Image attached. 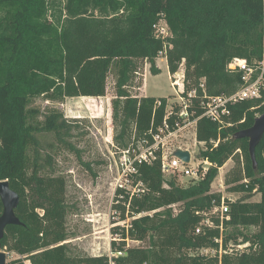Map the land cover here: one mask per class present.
<instances>
[{"label":"trees","instance_id":"1","mask_svg":"<svg viewBox=\"0 0 264 264\" xmlns=\"http://www.w3.org/2000/svg\"><path fill=\"white\" fill-rule=\"evenodd\" d=\"M161 18L172 32L167 40L156 34ZM166 41L170 72L185 60V91L199 88L204 78L208 93L231 94L241 73L227 70L230 60L253 63L264 56V0H0V181L19 194L15 214L22 222L5 228L2 245L25 256L17 264H264V136L256 148V167L248 138H235L264 112V99L232 105L230 125L198 119L196 138L205 143L198 158L211 163L205 177L182 186L176 177H164L160 158L137 166L131 183L142 181L146 189L132 194L116 188L114 215L129 223L112 221L111 256L75 253L65 243L72 236L67 181L53 171V155L43 151L41 139L52 135V150L79 157L81 151L63 112L51 109L40 120L31 104L39 97L62 102L105 96L116 64L114 141L124 149L140 140L152 142V132L165 120L167 99L130 89L140 88L135 83L140 62L160 73L157 56ZM201 114L197 107L193 116ZM176 118L168 116L171 126ZM230 159L236 165L226 175L227 190L244 195L225 198L229 218L223 230L210 228L202 222L210 216L220 224L212 210L223 196L212 191V183ZM256 193L260 200L250 201ZM220 237L229 252L220 253ZM129 240L146 244L132 246ZM247 242L249 251L228 249ZM202 248L216 253L201 255Z\"/></svg>","mask_w":264,"mask_h":264},{"label":"rangeland","instance_id":"2","mask_svg":"<svg viewBox=\"0 0 264 264\" xmlns=\"http://www.w3.org/2000/svg\"><path fill=\"white\" fill-rule=\"evenodd\" d=\"M159 65L160 73L153 74L148 62H140V75L135 82L136 85H140V88H131L130 92L140 95V89L146 81L144 91L147 95L170 98L173 105L178 106V97L171 85L164 57L159 58ZM116 80L117 66L114 64L108 76L105 96L68 97L62 102H53L39 97L31 104L32 108L39 110L40 120L49 110L58 109L74 126L72 142L80 149V157L64 149L53 147L52 150L50 143L56 144L52 135H44L41 140L44 146L43 151L49 150L53 155V171L57 175L64 176L67 181L66 201L70 207L67 227L72 236L65 243H70L75 253L111 256L112 221L121 225L129 223V219L118 220L112 208L118 184L125 183L120 172L118 148L113 138L115 124L112 101L116 97ZM169 140L171 147L182 146L191 149V166L200 162L198 153L204 147L197 141L194 125L186 127ZM235 165L234 159L228 160L219 169L212 183V191L221 192L225 198L231 200L244 195L228 191V186L225 184L227 173ZM171 177L173 176L166 175L168 179ZM176 178L182 186H187L192 179L177 176ZM260 198L261 195L256 193L249 200L259 201ZM251 230L254 231L255 228L252 227ZM128 243L132 246L146 244L131 240Z\"/></svg>","mask_w":264,"mask_h":264},{"label":"built area","instance_id":"3","mask_svg":"<svg viewBox=\"0 0 264 264\" xmlns=\"http://www.w3.org/2000/svg\"><path fill=\"white\" fill-rule=\"evenodd\" d=\"M156 34L167 40L172 36L171 29L168 22L161 18L155 25ZM167 47L166 41L165 46L158 52L157 60L160 57H164L167 62ZM158 66V65H157ZM227 70L230 72H240L241 82L239 88L231 94L213 95L208 93L205 79H201L199 88L185 91V60L181 62L179 68L175 72H170L171 85L175 90L176 96L178 97L179 111L175 110V105L172 103L170 98L167 99L166 114L163 125L159 127L158 131L152 132L153 141L140 140L136 147L131 146L129 148H118L120 172L122 174L125 183H119L117 187L126 188L134 193H142L146 187L142 181H139L136 185H132L130 175L137 172V166L143 163H152L155 159L160 158L161 169L164 177L166 175L173 177H191L192 179H201L205 177L207 170L211 163L208 160L200 159L195 165H190L192 160V152L190 148L175 146L171 147L170 138L177 136L180 131L190 125H194L196 134V125L200 117H208L212 121L220 125H230L229 117L231 115L230 107L237 103L245 100L264 99V56L254 61L249 62L245 58L234 57L227 64ZM194 99L197 100L194 103ZM157 104H161L160 100H157ZM202 110L200 116H193L196 108ZM176 114L177 118L174 126L168 122V116ZM213 142V141H212ZM205 147V143L199 142ZM214 145H218V141L214 142ZM181 148L190 151V161L185 162L179 157L174 155L176 149ZM168 179V178H166ZM247 181V179H245ZM229 204L226 203L225 197L222 196L220 205H216L212 210V215L220 218V224H216L215 221L207 216L203 220L202 224L207 227H219L223 230L224 219L229 218ZM201 227L197 229V232L201 231ZM216 241L219 243L220 253L229 252L223 250L222 237L217 238ZM232 245V244H230ZM250 243H240L234 246H229V250L235 249L237 253H243L249 251ZM0 251L6 254L5 264H17L15 261L22 260L25 258L24 255L18 254L15 251H10L7 246H1ZM201 255H215L216 250L210 248H202L198 250ZM24 264L25 260H24Z\"/></svg>","mask_w":264,"mask_h":264},{"label":"water","instance_id":"4","mask_svg":"<svg viewBox=\"0 0 264 264\" xmlns=\"http://www.w3.org/2000/svg\"><path fill=\"white\" fill-rule=\"evenodd\" d=\"M264 136V112L256 117L254 123L249 128L238 131L235 134L236 139L248 138L249 153L254 167L257 165L256 148ZM174 155L185 162L190 161V151L178 148ZM0 199L3 205V211L0 214V248L5 235V228L8 225H20L22 222L15 214L20 196L11 189L8 181H0ZM6 254L0 251V264H5Z\"/></svg>","mask_w":264,"mask_h":264},{"label":"crops","instance_id":"5","mask_svg":"<svg viewBox=\"0 0 264 264\" xmlns=\"http://www.w3.org/2000/svg\"><path fill=\"white\" fill-rule=\"evenodd\" d=\"M157 64H158V67L160 68V70H161V67H160V65H159V61L157 60ZM145 88H146V81L144 82V84H143V86L141 87V89H140V91H141V94H140V96H143V95H147L146 93H145Z\"/></svg>","mask_w":264,"mask_h":264}]
</instances>
